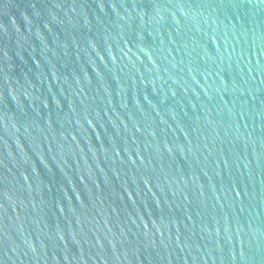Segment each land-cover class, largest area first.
<instances>
[{"label":"water","instance_id":"1","mask_svg":"<svg viewBox=\"0 0 264 264\" xmlns=\"http://www.w3.org/2000/svg\"><path fill=\"white\" fill-rule=\"evenodd\" d=\"M0 264H264V0H0Z\"/></svg>","mask_w":264,"mask_h":264}]
</instances>
